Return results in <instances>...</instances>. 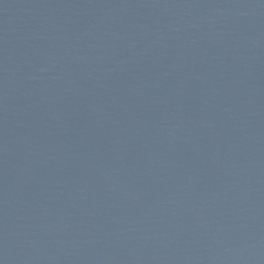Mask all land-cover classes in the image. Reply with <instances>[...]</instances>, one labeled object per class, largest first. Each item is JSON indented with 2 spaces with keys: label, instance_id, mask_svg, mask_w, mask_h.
I'll list each match as a JSON object with an SVG mask.
<instances>
[{
  "label": "water",
  "instance_id": "95a60500",
  "mask_svg": "<svg viewBox=\"0 0 264 264\" xmlns=\"http://www.w3.org/2000/svg\"><path fill=\"white\" fill-rule=\"evenodd\" d=\"M0 264H264V0H0Z\"/></svg>",
  "mask_w": 264,
  "mask_h": 264
}]
</instances>
